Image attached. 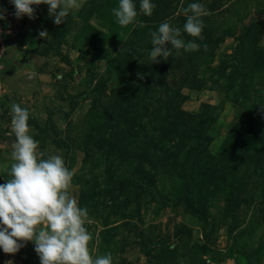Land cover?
<instances>
[{
	"label": "rangeland",
	"instance_id": "1",
	"mask_svg": "<svg viewBox=\"0 0 264 264\" xmlns=\"http://www.w3.org/2000/svg\"><path fill=\"white\" fill-rule=\"evenodd\" d=\"M189 2L145 16L137 0L121 27L118 0H84L60 25L47 5L17 19L0 0V171L18 103L41 155L73 173L91 254L113 264H264V0H200L201 38L183 32ZM164 21L197 49L152 62ZM0 264L40 261L28 241Z\"/></svg>",
	"mask_w": 264,
	"mask_h": 264
},
{
	"label": "clouds",
	"instance_id": "2",
	"mask_svg": "<svg viewBox=\"0 0 264 264\" xmlns=\"http://www.w3.org/2000/svg\"><path fill=\"white\" fill-rule=\"evenodd\" d=\"M17 19L27 15L34 18L35 7L48 6V16L57 25L66 17L78 11L84 0H10ZM139 12L151 16L156 7L154 0H138ZM181 11L185 14L183 32L194 38H201L202 17L207 10L200 0H190ZM116 23L121 27L134 24L137 20V0H118L111 9ZM0 10V19H4ZM143 26L142 24L140 25ZM47 38L48 31L38 34ZM152 47L148 56L152 62L158 58L167 60L173 51H195L194 40L185 41L181 28L164 21L150 32ZM171 45L169 47L168 45ZM10 132L15 141L12 144V163L5 171L6 177L0 183V250L16 253L28 241L40 264H113L110 253L93 256L89 248L91 234L88 211L80 206L70 191L73 173L58 153L42 156L39 142L30 134V114L26 107L12 103Z\"/></svg>",
	"mask_w": 264,
	"mask_h": 264
}]
</instances>
